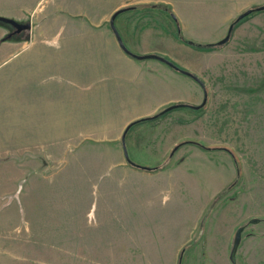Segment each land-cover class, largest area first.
Returning a JSON list of instances; mask_svg holds the SVG:
<instances>
[{
	"label": "rangeland",
	"instance_id": "rangeland-1",
	"mask_svg": "<svg viewBox=\"0 0 264 264\" xmlns=\"http://www.w3.org/2000/svg\"><path fill=\"white\" fill-rule=\"evenodd\" d=\"M138 1L0 0V18L30 24L29 31L35 35L26 48V34L9 46L6 36L13 27L0 22V264H174L184 212L188 213V231L192 228L188 252L194 249L188 254V264L201 259L196 254L200 243L195 245L201 241L200 230L205 242L209 227L224 225L232 216H240L239 227L244 228L237 249L240 262L264 264V69L255 67L256 62L250 71L257 73L258 81L230 79L226 87L220 83L215 89L212 115L217 114V122L224 125L223 134L214 135L217 145L188 138L187 145L171 159H160L159 153H154L157 163L152 167L132 162L125 150L128 163L156 170L166 167L153 178L123 181L109 177L104 162L111 159L108 146L95 139L113 136L124 118L98 120L91 126L80 121L72 148L62 136L35 142L33 155H39L42 148L55 155L46 158L43 153L45 161L37 164L25 161L24 137L11 135L24 130V104L14 102L11 88L25 78L23 69L14 72L23 67L25 56L40 49H61L66 37L86 33L81 23L86 15L97 19L118 5ZM168 1L173 20L175 14L179 17L180 37L175 36L187 45L206 46L225 38L236 20L229 17L240 5L256 0ZM2 29L7 31L5 35ZM216 32H224V36L215 42L212 38ZM86 46L84 40L81 47ZM5 49L21 51L7 60L3 57ZM64 78L58 71L41 76L48 82ZM190 93L188 87V100L194 99ZM205 101L209 104L208 90ZM187 106L193 104L188 102ZM192 129L197 128L190 126L188 132ZM88 131L94 138L85 139ZM137 156L144 160L146 152ZM115 172L112 174L122 175ZM233 197L236 200L231 202ZM251 219L259 222L251 224ZM214 236L217 243L219 236L210 238ZM184 250L176 264H181Z\"/></svg>",
	"mask_w": 264,
	"mask_h": 264
},
{
	"label": "crops",
	"instance_id": "crops-1",
	"mask_svg": "<svg viewBox=\"0 0 264 264\" xmlns=\"http://www.w3.org/2000/svg\"><path fill=\"white\" fill-rule=\"evenodd\" d=\"M169 4L171 2L168 0H141L118 5L97 19L86 15L87 19L81 21L85 24L86 33L66 37L61 49H40L30 51L25 56L22 60L24 68L18 66L14 71L17 74L23 69L25 78L11 88L14 102L24 104V130L23 133L16 131L11 135L17 138L21 136L22 139L24 137L27 163L37 164L38 161H45V156H55L44 148L39 155H33L31 149L35 142H46L49 138L62 136L68 138V145L72 148L73 139L79 133L80 121L91 126L94 123L96 125L98 120L126 119L113 136L106 140L95 139L96 143L108 146L107 153L111 159L104 162L107 163L111 180L153 178L166 169L149 171L135 168L128 163L126 149L132 162L152 167L157 163L154 153L156 156L159 153L160 159H171L187 145L188 138L197 139L205 145L218 144L214 135L223 134L224 125L222 127L217 122L220 120L217 114L212 115L215 89L220 83L226 87L230 79L240 82L258 81L257 73H253L252 69L250 71V66L256 62L255 67L264 69V11H255L243 18L231 30L229 40L224 45L199 50L175 36L174 14ZM150 5L154 7L146 8ZM263 5L264 0L244 3L229 19L235 20L245 11ZM129 7L136 9L122 12L114 20L117 33L127 51L135 56L162 57L185 72L157 59L133 57L120 47L110 27V18L115 11ZM175 16L179 21L178 15ZM180 28L184 34L185 28ZM2 31L3 35L7 33L6 30ZM27 34L23 40L25 48L29 44L28 40L35 36L31 31ZM215 34L212 38L215 42L224 36V32ZM42 36L46 37L47 34ZM8 40L9 46L16 44L13 43L15 39ZM84 40L88 46L82 48ZM20 51L5 49L3 57L9 60ZM251 56L256 57L255 61ZM48 71L61 72L65 78L58 82L44 81L41 76ZM188 87L194 96L192 100H188ZM205 90L209 91V104L205 103L203 108L195 109L205 100ZM188 102L193 106L188 107ZM139 103H145L146 106L140 107ZM159 113H163L159 118L142 121L129 128L132 123ZM193 125L197 129L188 132V127ZM88 138H94L89 131L85 136V139ZM138 152H146V159L141 160L137 156ZM113 171L122 175L112 174ZM229 200L234 202L236 197ZM183 214L178 226L174 264L178 263L181 249L185 248L181 264H188V254L194 250L192 248L188 252V236L192 228L188 231V213ZM241 222L240 216L236 219L232 216L224 225L215 229L209 227V236L205 242L202 241L200 230L201 241L195 243H200L196 254L201 259L197 264H232L230 250L234 233ZM211 235L219 236L217 243L214 241L215 236L210 238ZM238 257L236 252L235 260ZM238 260V264H242L240 258Z\"/></svg>",
	"mask_w": 264,
	"mask_h": 264
},
{
	"label": "water",
	"instance_id": "water-1",
	"mask_svg": "<svg viewBox=\"0 0 264 264\" xmlns=\"http://www.w3.org/2000/svg\"><path fill=\"white\" fill-rule=\"evenodd\" d=\"M122 11H123V9H120V10L115 11V12L111 15V18H110V27H111L112 31L114 32V34L116 35V38H117V40H118V43H119L120 47H121L126 53H128L129 55H131V56H133V57H136V58H139V59H147V58L157 59V60H160V61H162V62H165V63H167V64H169L170 66L173 67V64L169 63L168 61L164 60L163 58H160V57H157V56H152V55H149V56H135V55H133L132 53H130L129 51H127V49L124 47V45H123V43H122V41H121V39H120V37H119L117 31H116V28H115V26H114V20H115V18H116V17H117ZM255 11H257V12H259V11H260V12H261V11H264V5H263L262 7L260 6V7L256 8V9H250V10H247V11H245L244 13H242L239 17H237L236 19H237V20H242V18H245V17L249 16L250 14H252V13L255 12ZM0 22H3V23H6V24H9V25L13 26L14 28H16V32H17V33H20V32L25 31V30H30V28H31L30 24L22 25V24H19V23L13 21V20L4 19V18H0ZM231 29H232V27L230 26V29L228 30V31H229V32H228V35H227L223 40H221L220 42L217 43L218 46L224 45L225 42H227V41L229 40V37H230V34H231V31H230ZM173 68H174V67H173ZM205 103H206V101L204 100L203 103H202L200 106H198V107H194V108H195V109H199V108L205 106ZM258 222H259L258 219H251V220H250V223H251V224H257ZM243 230H244L243 227H239V228L236 230V232H235V234H234V237H233L232 248H231V250H230V256H229L230 261H231L230 263H232V264H235V263H236V262H234V261H235V255H236L237 249H238V247H239V245H240V241H241V238H240V237H241V235H242Z\"/></svg>",
	"mask_w": 264,
	"mask_h": 264
},
{
	"label": "trees",
	"instance_id": "trees-1",
	"mask_svg": "<svg viewBox=\"0 0 264 264\" xmlns=\"http://www.w3.org/2000/svg\"><path fill=\"white\" fill-rule=\"evenodd\" d=\"M134 9H136V7H132V8H127V9H123V11L122 12H125V11H128V10H134ZM121 12V13H122ZM246 18V17H245ZM242 20H243V18H242ZM242 20H235V21H233L232 22V24H231V27H232V29L231 30H233L234 29V27L236 26V25H238ZM174 21H175V28H174V33H175V35L177 36V37H180V32H179V28H178V22H177V20L176 19H174ZM230 30V31H231ZM232 32V31H231ZM188 45L189 46H191V47H193V48H195V49H199V50H208V49H211V48H213V47H216V46H218L217 44H215V45H206V46H200V45H194V44H192V43H188ZM173 67L176 69V70H178V71H180V72H185V71H183L182 69H180L179 67H177V66H175V65H173ZM178 107V106H177ZM204 107V106H203ZM203 107H201V108H203ZM159 116H161V113H159V114H157V115H155V116H153V117H150V118H147V119H142V120H138V121H136V122H134V123H132L130 126H129V128H131L133 125H135L136 123H139V122H142V121H147V120H153V119H157V118H159ZM197 146H199L200 148H202V149H206L203 145H201V144H198V143H195ZM129 164L131 165V166H133V167H135V168H139V169H145V170H149V171H153V170H156L157 168H143V167H140V166H138V165H135L134 163H132V162H130L129 161ZM237 171H240V167L238 166V170Z\"/></svg>",
	"mask_w": 264,
	"mask_h": 264
},
{
	"label": "flooded vegetation",
	"instance_id": "flooded-vegetation-1",
	"mask_svg": "<svg viewBox=\"0 0 264 264\" xmlns=\"http://www.w3.org/2000/svg\"><path fill=\"white\" fill-rule=\"evenodd\" d=\"M19 24H22V23H19ZM22 25H26V24H22ZM13 27V26H12ZM29 32V30H25V31H22V32H20V33H17L16 32V28H14L13 27V31L12 32H9L8 34H7V37L9 38V39H16V38H18L21 34H27ZM163 113H161V115H162ZM148 121V120H147ZM239 248V247H238Z\"/></svg>",
	"mask_w": 264,
	"mask_h": 264
}]
</instances>
